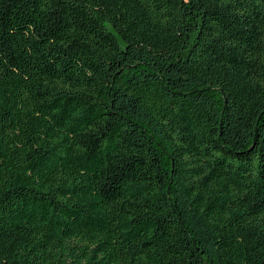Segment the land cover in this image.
I'll list each match as a JSON object with an SVG mask.
<instances>
[{
	"label": "trees",
	"instance_id": "16d2710c",
	"mask_svg": "<svg viewBox=\"0 0 264 264\" xmlns=\"http://www.w3.org/2000/svg\"><path fill=\"white\" fill-rule=\"evenodd\" d=\"M0 264H264V0H0Z\"/></svg>",
	"mask_w": 264,
	"mask_h": 264
}]
</instances>
